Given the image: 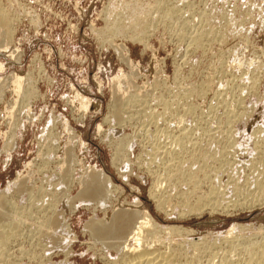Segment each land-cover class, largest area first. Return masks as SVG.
Listing matches in <instances>:
<instances>
[{
    "label": "rangeland",
    "instance_id": "rangeland-1",
    "mask_svg": "<svg viewBox=\"0 0 264 264\" xmlns=\"http://www.w3.org/2000/svg\"><path fill=\"white\" fill-rule=\"evenodd\" d=\"M1 11L10 22L0 24V226L18 225L0 264H123L113 246L123 240L88 228L119 208L185 229L148 238L174 264H217L222 253L245 264L244 245L264 246V197L250 205L228 189L221 206L188 209L235 173L244 190L252 164L264 160V0H0ZM128 11L145 18L143 35L114 32ZM116 99L124 121L112 115ZM65 169L67 182L56 180ZM90 169L107 178L104 201L79 192ZM20 178L27 191L11 186ZM230 201L240 205L223 209ZM235 224L248 227L231 249L222 237Z\"/></svg>",
    "mask_w": 264,
    "mask_h": 264
},
{
    "label": "bare ground",
    "instance_id": "bare-ground-1",
    "mask_svg": "<svg viewBox=\"0 0 264 264\" xmlns=\"http://www.w3.org/2000/svg\"><path fill=\"white\" fill-rule=\"evenodd\" d=\"M157 3H160L159 1H157ZM158 5V4H157ZM157 8H159V6H157ZM3 9V8H2ZM171 10V9H169ZM157 12V9L155 10ZM160 12V10H158ZM162 11V10H161ZM2 12V11H1ZM0 12V24L1 26H7L8 21V17L6 18L5 16V13H1ZM164 12V11H163ZM166 12V11H165ZM164 12V14H165ZM168 12V11H167ZM170 12V11H169ZM171 13V12H170ZM168 13V15L170 14ZM120 15V13H118ZM126 14V13H125ZM163 14V13H162ZM224 14V13H223ZM223 14H222V17H223ZM229 14V13H228ZM126 17H128L127 19V23L126 24H122V23H118L113 29L115 30L114 32L118 31V32H124L125 30H136V29H139L140 28V31L142 32L143 30H145L144 28L146 27L145 24H147V22L145 23V18L143 19H139L138 16L135 15V12H131V11H128V15L126 14L125 15ZM163 16V15H162ZM124 17V16H122ZM222 19V18H221ZM226 20V19H225ZM123 21V20H122ZM148 21V19H147ZM150 21V20H149ZM209 21H211V19H209ZM149 23V22H148ZM208 25V23H207ZM223 25V24H222ZM227 25V24H226ZM205 27V26H204ZM207 27V26H206ZM10 28V27H9ZM112 28V27H111ZM148 28V27H147ZM150 28V27H149ZM202 28V27H201ZM213 28V27H212ZM205 29V28H204ZM110 30V28H109ZM132 30V31H133ZM147 30V29H146ZM145 30V31H146ZM203 30V29H202ZM207 30V29H205ZM203 30V31H205ZM210 26H209V29L206 31L209 33L210 31ZM214 30V29H213ZM213 30L211 31V33H213ZM111 31H113L111 29ZM112 32V33H114ZM138 32V31H137ZM140 32V33H141ZM144 32V31H143ZM143 32H142V35H143ZM199 32V31H198ZM202 31H200L201 33ZM196 33V32H195ZM206 34L209 35V34ZM197 34V33H196ZM203 34V33H201ZM201 34H199L201 36ZM11 35V34H9ZM216 35V33H215ZM198 36V37H200ZM213 36V34H212ZM184 37V36H183ZM193 37V36H192ZM196 37V38H198ZM202 37V36H201ZM210 37V36H209ZM141 38V36H140ZM195 37H193L192 39H196ZM189 39V38H188ZM210 39V38H209ZM190 40V39H189ZM192 40V41H193ZM196 40H199L198 42L200 43V40L201 39H196ZM196 40H194V42H196ZM192 43V42H191ZM198 43V45H200ZM204 43V42H203ZM195 44V43H194ZM201 45H202V42H201ZM200 45V47H201ZM196 47V46H194ZM198 48V47H197ZM118 95V94H117ZM79 96V95H78ZM200 96V95H199ZM133 97V96H132ZM137 98V97H136ZM120 99V98H119ZM143 100V99H142ZM143 102V101H141ZM238 102V101H237ZM164 103V102H163ZM125 104V102H123L122 100H118L116 99L113 103V109L112 110V115L114 117V119H122V115H121V109H122V106ZM135 104V103H134ZM166 104V103H165ZM167 106V105H166ZM133 108V107H132ZM124 109V108H123ZM166 109V108H165ZM140 111V110H139ZM157 111V110H156ZM138 112V111H137ZM144 112V111H143ZM111 113V112H110ZM124 113V112H123ZM158 113V112H157ZM156 113V114H157ZM147 114V113H146ZM242 114V113H241ZM131 115V113H130ZM148 116L150 118L153 119V117H155L156 115H154L153 112H149L148 113ZM241 116V115H240ZM235 117V116H234ZM233 117V118H234ZM228 119V118H227ZM143 120V119H142ZM157 120V119H155ZM232 120V119H231ZM121 121H124L123 119ZM120 121V122H121ZM164 122V120H163ZM165 123V122H164ZM141 124V123H140ZM143 125V124H142ZM263 126V125H262ZM156 127V126H155ZM142 128V127H141ZM146 128V127H145ZM156 130V129H155ZM185 131V130H184ZM182 131V132H184ZM262 130L258 129L256 131H254L252 134L253 136H256V142L261 138V134L260 133ZM52 137V136H51ZM184 137V136H182ZM230 137V136H229ZM263 138V137H262ZM235 139V137H234ZM233 140V138H232ZM178 140H176L175 142H177ZM180 141V139H179ZM178 141V142H179ZM231 141V140H230ZM260 141V140H259ZM258 141V142H259ZM264 142V140H262ZM261 141V143H262ZM183 142V141H182ZM257 142V143H258ZM187 143V141H186ZM231 143H233L231 141ZM180 146L183 147V145H181V142L179 143ZM178 144V145H179ZM193 144V143H192ZM230 144V143H229ZM200 145V144H199ZM263 145V144H262ZM196 146V145H195ZM198 147V146H197ZM206 147V146H205ZM52 148V147H51ZM50 148V149H51ZM67 148V147H65ZM152 148V147H151ZM157 148V147H156ZM203 148V147H202ZM208 148V147H207ZM56 148H54L55 150ZM69 149V147L67 148V150ZM71 149V148H70ZM210 149V148H209ZM208 149V150H209ZM53 151V149H51ZM155 150V149H153ZM182 150V149H181ZM187 150V149H186ZM198 150V149H197ZM64 151H66L64 149ZM166 151V150H165ZM203 151V150H202ZM207 151V150H206ZM231 151V150H230ZM49 152H51L49 150ZM62 152V151H61ZM69 153V150L67 151ZM174 152V151H173ZM181 152V151H180ZM72 153V152H71ZM157 153V149H156V152ZM164 153V152H163ZM171 153V152H170ZM176 153V152H175ZM48 154V153H47ZM66 154V152H65ZM165 154V153H164ZM178 154V153H177ZM214 154V153H213ZM67 155H70V154H67ZM67 155L65 157H67ZM73 155V154H72ZM153 155H155L153 153ZM158 155V154H157ZM171 155V154H170ZM169 155V156H170ZM180 155V154H179ZM197 155V154H196ZM71 156V155H70ZM165 156V155H164ZM167 156V155H166ZM165 156V157H166ZM175 156V155H174ZM173 156V157H174ZM256 157H258L257 155H255ZM254 156V158H255ZM64 157V159H66ZM156 157V156H155ZM183 157V156H182ZM204 157V156H203ZM181 158V157H180ZM261 158V157H260ZM51 159V158H50ZM150 159V158H149ZM152 159H154L152 157ZM164 159V158H163ZM177 159V158H176ZM175 159V160H176ZM188 159V158H187ZM250 159V158H249ZM248 159V160H249ZM257 159V158H256ZM253 160V162H255V160ZM74 160V159H73ZM72 160V162H73ZM151 160V159H150ZM173 160V159H172ZM170 159V161H172ZM196 160V159H195ZM205 160V159H204ZM208 159H206L205 161H207ZM226 160V159H225ZM228 160V159H227ZM152 161V160H151ZM168 161V160H167ZM169 161V162H170ZM224 161V160H223ZM222 161V162H223ZM252 161V160H251ZM264 160L258 158V161H256L257 163H253L252 164V170H255L256 173H254V176H252L251 174H253V172L249 171V173L251 172V178L247 177L246 179H244V184H245V188L244 190L242 189L243 187L240 185V183H238V180H237V176L238 175L237 173L234 174L233 176V179L228 181L227 180V184L226 185H220L219 187H215L213 186L214 184H212V186H208L210 187L209 190L207 191V193L204 195V197H201V196H198L195 201V203H192V206L191 207H188V209H192V210H197V209H202L203 206H210L211 208H214L217 206H221L219 205V200L220 198H222V196H224L223 194L225 193L226 190L230 189V191L234 192L233 195H235L236 193H238V195L240 196V194L242 196L245 197V200L247 201L249 199V203L247 201L248 204L251 205V201H259V200H263L261 199L262 197H264ZM47 162V161H46ZM49 162V161H48ZM64 162V161H63ZM174 162V161H173ZM172 162V163H173ZM221 162V161H220ZM179 163V161H178ZM190 163V162H189ZM188 163V165H190ZM197 163V162H196ZM231 164V162H229ZM203 164V162L201 163ZM200 164V165H201ZM229 164V165H230ZM245 164V163H244ZM67 165V164H66ZM177 165V164H176ZM174 165V166H176ZM187 165V166H188ZM220 165V164H219ZM247 165V164H246ZM251 165V164H250ZM65 166V165H64ZM173 166V167H174ZM192 166V165H191ZM60 167V166H59ZM63 167V165L61 166ZM190 168V166H188ZM251 166H249L248 168H250ZM198 168V166H197ZM215 168V167H214ZM222 168V167H221ZM229 168V167H228ZM231 168V167H230ZM63 169V168H62ZM180 169V168H179ZM187 169V168H185ZM194 169V168H192ZM217 169V168H216ZM90 170H93V169H90ZM89 170V171H90ZM218 170V169H217ZM216 170V171H217ZM221 170V169H220ZM228 170V169H227ZM226 168L224 171L229 172L227 171ZM231 170V169H230ZM250 170V169H249ZM37 171V170H36ZM176 171V170H175ZM219 171V170H218ZM55 172V171H54ZM190 173H193V171H189ZM195 172V171H194ZM236 172V171H235ZM59 173V172H58ZM179 173V172H178ZM185 173V172H184ZM183 173V174H184ZM190 173H186V174H190ZM39 174V173H38ZM57 172L55 173V176ZM59 174H62V175H58V177L60 178H56V180H61V181H65L67 176H68V169H65L62 171L61 173V170H60V173ZM175 174V173H174ZM182 174V175H183ZM218 174V173H216ZM230 174V173H229ZM232 174V173H231ZM42 175V174H41ZM54 175V174H53ZM51 175V176H53ZM173 175V174H171ZM194 175V173H193ZM215 175V174H214ZM219 175V174H218ZM187 176V175H186ZM216 176V175H215ZM220 176V175H219ZM23 177V176H22ZM42 177V176H41ZM190 177L192 178V174H190ZM217 177V176H216ZM230 177V176H229ZM172 178V177H171ZM182 178V177H181ZM50 179V178H49ZM54 179V178H53ZM54 179V180H55ZM189 178L186 177V180H188ZM194 179V178H193ZM231 179V178H230ZM37 180V179H36ZM35 180V181H36ZM59 180V181H60ZM192 180V179H191ZM24 181L25 179H16L15 181L12 182V185L11 186H14L16 190H19V191H22V190H26L27 191V187L26 185H24ZM183 181V180H182ZM189 181V180H188ZM195 181V180H193ZM67 181H65L66 183ZM108 182L107 181V178L104 177L100 172L96 171L93 172H89V173H85V176H83L82 179H80V186L82 187L81 188V195L85 198V199H88V200H101V201H104L106 200L107 198V194H108V189L106 188L105 186V183ZM232 182V183H231ZM241 182V181H240ZM243 182V181H242ZM241 182V183H242ZM61 183V182H60ZM65 183H61L62 185L65 184ZM229 183H231L230 187H229ZM34 184V183H33ZM30 185V189L28 190L29 192V196L30 197V193H32V191H34V188H36V186L34 187V185ZM51 184V182H50ZM210 184V185H211ZM40 185V184H38ZM41 187V185L39 186ZM37 187V188H39ZM65 187V186H64ZM207 187V188H208ZM40 189V188H39ZM39 189H37L39 191ZM42 189V188H41ZM40 189V190H41ZM36 191V189H35ZM38 191L36 193H38ZM59 191V190H58ZM240 191V192H239ZM189 192V191H188ZM3 191H1L0 193V205L2 206L3 205V202L2 201L4 199V196H3ZM25 193V192H24ZM189 193H192V192H189ZM188 193V195H189ZM228 193V192H227ZM64 194V193H63ZM180 194V193H179ZM183 194V193H182ZM204 194V193H203ZM232 194V193H231ZM80 195V194H79ZM152 195V193L150 194ZM187 195V194H186ZM184 195V196H186ZM194 195V194H193ZM221 195V196H220ZM34 196H37L39 198L40 197H43L44 194H42V192L40 191L39 192V195L36 194ZM225 196H226V193H225ZM229 196H231L229 194ZM237 197V195H235ZM240 196V198H243L244 200V197ZM153 197V196H152ZM157 197V195H156ZM155 197V198H156ZM190 197V196H189ZM227 197V196H226ZM81 198V197H80ZM183 198V196H182ZM196 198V197H195ZM225 198V197H224ZM222 198L223 199V202L225 199L227 198ZM229 198H232V197H229ZM42 199V198H41ZM39 199V200H41ZM159 199H160V196H159ZM185 200H187V196L184 197ZM35 200L36 197H35ZM39 200L37 201H34V202H38ZM158 199H156V202H157V206H159V204H163V202H161L160 200L157 201ZM161 200H163L161 198ZM184 200V201H185ZM233 200V198L231 199ZM235 200V199H234ZM237 200V198H236ZM239 200V199H238ZM241 200V199H240ZM239 200V201H240ZM243 200H241L240 204H243L244 203L242 202ZM87 201V200H86ZM188 201V200H187ZM32 202V201H31ZM232 202V203H231ZM263 202V201H262ZM135 204V203H134ZM139 205V203H137ZM239 204V202H238ZM236 202H233V201H230L229 202H226L223 206V209L228 207V205H231L230 207H233V206H236L238 205ZM239 204V205H240ZM254 204V203H253ZM252 204V206H253ZM32 205L34 206H37L38 205L36 203H32ZM223 205V204H222ZM5 206V205H4ZM3 206V207H4ZM160 206V207H161ZM205 208H208L206 207ZM1 207V208H3ZM40 207V205H39ZM239 207V206H238ZM6 208V207H5ZM116 209V208H115ZM221 209V210H223ZM228 209V208H227ZM13 210V209H12ZM11 210V211H12ZM187 210V209H186ZM191 210V211H192ZM211 210V209H210ZM36 211V210H35ZM224 211V210H223ZM13 212V211H12ZM11 213V212H10ZM55 213V212H53ZM52 213V214H53ZM187 213V211H186ZM190 213V211H189ZM2 214H4L1 209H0V216H2ZM56 216V215H55ZM54 214L53 215H49L48 219H47V224L45 223L44 225L48 227L52 226V225H55L56 224V218ZM4 217V216H3ZM2 217V218H3ZM0 218V219H2ZM5 218V217H4ZM59 218V217H58ZM7 221V220H6ZM10 222V221H9ZM9 222H7V224H3L0 226V246L2 248V246L4 247L7 243V240L13 235H14V232L12 231L13 228L16 229L15 227L18 225V223H15V221L13 222L12 221V224H10ZM17 222V221H16ZM6 223V222H5ZM9 223V224H8ZM1 224V223H0ZM43 227V226H42ZM59 227V226H58ZM248 227L246 225H243V224H235V225H231L228 230H225V234L223 235L222 237V241L224 242L225 240V243L229 246V248L231 249H235V247H239L237 244V242H234L235 240H239V237H241L243 234V230ZM46 228V229H47ZM55 228V227H54ZM88 228L90 229V231H92V235H95V238H98V239H109V238H112V239H117V240H120L122 239L123 240V243H115L113 242V246H116V249H117V246L120 247V250H121V253H122V262L123 264H174V259L172 261V256L170 255V253L168 252H159L157 248L152 247L150 246L151 244H149L148 240H150L152 238V236H156V234L159 232H161V230L163 231V233L165 232L166 234L169 233V234H180L182 231H184L185 229L180 227V226H176V225H168V226H162V225H159L156 221H154L148 214L146 211L144 210H139V208H133V209H128V208H119V209H116L113 213H112V216L109 220H103V219H95V220H91L89 221L88 223ZM37 230V229H36ZM258 230L260 229H257V232ZM16 231V230H15ZM57 231V230H56ZM37 232V231H36ZM46 232V231H45ZM50 232V231H49ZM260 233V232H259ZM45 234H41V236H44ZM47 235V234H46ZM151 236L150 239H148L149 237ZM158 236V235H157ZM250 236V235H249ZM153 237V238H154ZM251 237V236H250ZM264 237V236H263ZM40 238V237H39ZM49 238L55 242V241H58L56 240V238L54 237V235H50ZM221 238V237H220ZM44 239V238H43ZM128 239H132L134 241V244H132V246L128 245L126 241H128ZM216 239V238H215ZM224 239V240H223ZM159 240V239H158ZM214 240V239H213ZM9 241V240H8ZM112 241V240H111ZM155 241V240H154ZM216 241V240H215ZM214 241V242H215ZM249 241V240H248ZM40 242V241H39ZM118 242V241H117ZM152 242V241H150ZM220 242V241H219ZM247 242V241H246ZM46 243V241H45ZM52 243V242H51ZM107 243V241H106ZM216 243V242H215ZM221 243V242H220ZM219 243V244H220ZM224 243V244H225ZM243 243V242H242ZM261 242H259L258 244V241L257 242H248V245H244L245 248H243L242 250H244V252L246 253L247 255V260L245 261V264H264V246H261L260 245ZM263 244V243H262ZM42 245V244H41ZM59 245V244H58ZM111 245V244H110ZM213 245V244H211ZM223 245V244H222ZM170 246V245H168ZM218 246V245H217ZM220 246V245H219ZM109 247V246H108ZM212 247V246H211ZM224 247V246H223ZM243 247V246H242ZM241 247V248H242ZM228 248V249H229ZM230 249V250H231ZM6 250V249H5ZM123 250V251H122ZM170 250V249H169ZM168 250V251H169ZM173 250V249H172ZM2 249H0V255L2 254L1 253ZM205 251V250H204ZM235 250L232 251V253L234 252ZM3 252V251H2ZM173 252V251H172ZM228 252V250L226 251ZM6 253V252H5ZM219 253V252H218ZM174 254V253H173ZM225 253H222L221 255V258L219 260V263L217 264H233L232 261L228 260L226 254L223 255ZM229 254V252H228ZM229 256V255H228ZM237 257V256H236ZM185 259V258H184ZM113 260V259H112ZM191 260V259H190ZM193 260V259H192ZM245 260V259H244ZM114 263V262H113ZM208 263V262H207ZM244 263V262H243ZM242 263V264H243ZM184 264H187V263H184ZM235 264V263H234ZM236 264H237V261H236Z\"/></svg>",
    "mask_w": 264,
    "mask_h": 264
}]
</instances>
